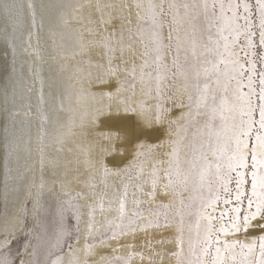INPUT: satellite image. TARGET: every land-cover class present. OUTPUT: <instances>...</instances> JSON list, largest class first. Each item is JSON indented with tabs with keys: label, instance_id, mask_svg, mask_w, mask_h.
I'll list each match as a JSON object with an SVG mask.
<instances>
[{
	"label": "snow or ice",
	"instance_id": "snow-or-ice-1",
	"mask_svg": "<svg viewBox=\"0 0 264 264\" xmlns=\"http://www.w3.org/2000/svg\"><path fill=\"white\" fill-rule=\"evenodd\" d=\"M24 7L0 0L14 32ZM95 11L79 42L82 55L98 50L89 64L108 104L91 123L105 118L108 146L85 161L80 190L61 184L63 198L46 195L43 179L30 191L14 178L18 226L0 234V264H264V0H119ZM0 72L14 76L15 59ZM8 187L6 175V202Z\"/></svg>",
	"mask_w": 264,
	"mask_h": 264
},
{
	"label": "rangeland",
	"instance_id": "rangeland-1",
	"mask_svg": "<svg viewBox=\"0 0 264 264\" xmlns=\"http://www.w3.org/2000/svg\"><path fill=\"white\" fill-rule=\"evenodd\" d=\"M24 1L37 6V24L39 25L42 17L46 26L32 28L30 10L24 8V13H28L27 27H19L15 32L12 27L11 31L0 34V68L11 66L13 59L17 68L16 74L10 78L0 72V158L10 154L11 145L17 148L20 140L23 142L25 136L21 135V130L26 128V137L33 142V149L30 150L23 170L24 174H28L27 190L34 191L30 187L32 183L39 184L43 179L46 195L52 190L63 198L61 184H66L73 191L80 190L78 180L86 179L88 175L85 161L90 157H99L101 147H106L109 143L106 135L113 131L103 123L104 117L100 118L101 122L91 123L96 110L106 108L108 104L107 98L99 95L107 89L95 82L96 70L89 64V60L94 64L98 59V50L93 49L90 54L82 55L79 41L81 34L85 40L89 39L87 29L92 27L89 19L98 18L95 5L118 3L119 0H55L56 3L48 8L37 4L36 0ZM29 32L32 33L30 46ZM48 71L60 79L61 84L57 89L49 87L46 78ZM89 71L93 74L91 84L87 75ZM18 79L23 81L22 91L27 98L19 105H14L10 101L9 92L18 87ZM61 139L64 140L63 144L60 143ZM120 147V143L116 142L117 158ZM48 158L58 163V174L54 175V168L50 174L47 172L46 162L50 161ZM107 159L111 161L112 157ZM6 175L7 184H12L10 171L7 170L6 173L5 165L0 162V177L3 179V184H0L1 196L2 191H5ZM25 198L26 195L20 197ZM0 208L3 209L1 206ZM18 212L16 198L9 211L2 210L0 234L5 228L11 230L18 226ZM12 247L15 251L17 248L23 249L22 232L16 233ZM144 251L147 256L148 250ZM67 259L69 256L65 249V260ZM135 264H139V261Z\"/></svg>",
	"mask_w": 264,
	"mask_h": 264
},
{
	"label": "bare ground",
	"instance_id": "bare-ground-1",
	"mask_svg": "<svg viewBox=\"0 0 264 264\" xmlns=\"http://www.w3.org/2000/svg\"><path fill=\"white\" fill-rule=\"evenodd\" d=\"M16 3H20V0H16ZM37 4L44 5L46 8L49 6L54 5L56 2L55 0H36ZM21 4L25 5V10H27V4L24 0H21ZM44 11H49V10H44ZM50 19V18H49ZM28 20V13L27 11L23 14V23L20 26L21 28L27 27L26 23ZM40 23V21H39ZM43 26H46V22H43ZM12 27H14V24L11 19L6 18L2 13H0V34H3L4 31H11ZM10 78V77H9ZM44 78V76H43ZM46 78L48 79V85L51 89H57L61 82L60 79H58L51 71L46 73ZM20 82H16L18 84V87L15 90H12L11 92V98L10 101L14 105H19L21 101L26 99V95H24L22 91V83L23 81L21 79H18ZM8 88V87H7ZM11 89V87H9ZM22 133L21 135H24L25 137L23 138V142H19V146L17 148H13L11 145L10 148V154H5L0 158L1 164L5 165V162L7 161V170L10 171L12 175V184H8V199L7 202L5 201L4 194L5 191H2V196L0 195V206L3 208L2 210L7 212L11 209V206L13 205L15 199L17 198L11 191V188L13 187L14 184L20 183V181L14 179L18 177L19 175L23 174L26 178L28 174L25 172L23 173L24 170V164L28 161L29 159V154L31 153L30 150L33 149V142L30 138L26 137L27 131L26 128L21 130ZM50 161L47 160L46 162V170L50 174L52 169L54 168V175L58 174L59 172V167L58 163L52 159L48 158ZM2 180V181H1ZM6 180V179H4ZM6 182V181H5ZM0 184H3V179L0 177ZM2 210L0 208V217L2 215ZM13 253H15V250H13Z\"/></svg>",
	"mask_w": 264,
	"mask_h": 264
}]
</instances>
